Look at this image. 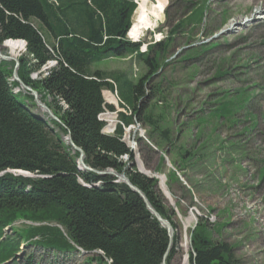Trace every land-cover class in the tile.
<instances>
[{
	"label": "trees",
	"instance_id": "obj_1",
	"mask_svg": "<svg viewBox=\"0 0 264 264\" xmlns=\"http://www.w3.org/2000/svg\"><path fill=\"white\" fill-rule=\"evenodd\" d=\"M135 8L131 0H0V45L25 42L19 77L62 122L42 113L31 93L13 81L16 64L0 63V264H32L31 254L24 263L19 258L21 247L29 245L96 254L92 260L102 264H173L178 237L165 258L168 232L143 199L112 175L81 171L80 154L66 141L71 136L93 171L126 174L176 227L157 180L137 171L135 155L123 141L124 128L145 118L143 101L158 71L156 56L127 39ZM156 47L159 53L167 49ZM128 58L147 70L136 84L124 72L97 68ZM50 63L54 66L45 78L33 82L30 75ZM104 91L117 93L127 110L119 113L120 124L110 136L103 133L100 115L115 109L106 104ZM125 156L130 168L122 161ZM19 221L32 225L15 227ZM192 238L190 264H238L229 245L202 232Z\"/></svg>",
	"mask_w": 264,
	"mask_h": 264
},
{
	"label": "rangeland",
	"instance_id": "obj_2",
	"mask_svg": "<svg viewBox=\"0 0 264 264\" xmlns=\"http://www.w3.org/2000/svg\"><path fill=\"white\" fill-rule=\"evenodd\" d=\"M131 1L137 5L133 27L144 0ZM148 1L162 2L160 22L132 43H142L143 53L156 56L158 71L143 101L145 118L124 128L123 141L135 155L137 171L157 180L174 215L176 227L169 222L178 237L173 264H190L196 232L229 245L238 264H264L263 0ZM257 18L262 19L248 24ZM157 44L167 47L165 52L159 53ZM18 53L20 69L25 49ZM3 55L11 57L6 50ZM50 68L32 73L33 82L43 80ZM97 68L124 72L133 84L147 73L142 62L130 59H112ZM104 93L115 109L100 115L103 133L110 136L120 124L119 113L127 110L117 93ZM48 101L53 100L48 96ZM60 107L67 110L63 103ZM122 161L130 168L128 156ZM190 217L196 219L188 223ZM25 225L32 223L14 224ZM26 247H21V263L31 254L32 264H102L92 260L96 254Z\"/></svg>",
	"mask_w": 264,
	"mask_h": 264
},
{
	"label": "water",
	"instance_id": "obj_3",
	"mask_svg": "<svg viewBox=\"0 0 264 264\" xmlns=\"http://www.w3.org/2000/svg\"><path fill=\"white\" fill-rule=\"evenodd\" d=\"M5 44L3 45H0V59H2L3 61H7V62H15L16 63V67H15V70H14V75H13V81L14 82H17L19 83L20 85V88L24 91H27V92H30L31 95L34 97L35 99V102H36V105L38 106V108L40 109V111L42 113H46L49 115V117L58 122L59 124H61L62 122L60 121V119L54 115V113L52 112V110L45 104L41 101V97L40 95L34 91L32 88L26 86L22 80L20 79L19 77V74H18V70H19V66H20V63L16 60V58L14 57H6L3 55V51L5 50ZM26 46V45H25ZM66 141H68V144L71 145L73 147V149L78 152L80 154V158H79V161H78V164H79V169L81 171H92V172H95L99 175H112L114 177H116L118 179L119 182H122L124 184H126L127 186L130 187V189L137 193L142 199L143 201L145 202L148 210L152 213V215L160 222V224L167 230L168 232V235H169V238H170V245H169V248H168V251H167V254L165 256V258H167L171 248H172V240H173V237H174V231H173V228L171 226V224L164 220L154 209L153 207L150 205V203L148 202L146 196L136 187H134L130 181L125 177V176H122V175H119L113 171H110V172H99V171H93L92 169H90L86 164H85V154L84 152L77 148L74 143H73V140L71 138V136H68L66 138ZM13 172V171H12ZM15 173V172H14ZM141 174L143 175H147V177H150L151 179H154V177H152L150 174H147V173H143V172H140ZM18 175L20 176H24V177H32L29 173H26V172H22V171H18L17 172ZM99 254H102V253H99ZM164 264H166V262H164Z\"/></svg>",
	"mask_w": 264,
	"mask_h": 264
},
{
	"label": "bare ground",
	"instance_id": "obj_4",
	"mask_svg": "<svg viewBox=\"0 0 264 264\" xmlns=\"http://www.w3.org/2000/svg\"><path fill=\"white\" fill-rule=\"evenodd\" d=\"M162 10H163L162 2H160L157 5L156 3L152 4L148 0H144L142 2V4H140V6L137 10L136 22L134 23V25L130 31V35H129L130 38L137 41L143 36V34L146 30H152V29L158 27V24L160 22V18L162 15V12H161ZM261 11H264V0L262 3ZM260 19H262V18H257L253 21H248V24H256L257 21H259ZM237 26H238V24H236L233 29L236 30ZM4 46H5V50L10 53L11 57H16L19 54L18 52H21L22 50L25 49V42L24 41L10 40V41L6 42ZM104 95L106 96V98L109 101L113 102V98H112V95L110 93L106 92V93H104ZM134 141H135V139H134ZM140 168L142 171L147 172L146 169L142 165ZM162 181L164 182V178H162ZM194 219H196V218L190 217L187 221H188V223H190ZM184 261L186 263L187 258H185Z\"/></svg>",
	"mask_w": 264,
	"mask_h": 264
},
{
	"label": "built area",
	"instance_id": "obj_5",
	"mask_svg": "<svg viewBox=\"0 0 264 264\" xmlns=\"http://www.w3.org/2000/svg\"><path fill=\"white\" fill-rule=\"evenodd\" d=\"M106 131H107V129H106ZM115 130L114 129H112V127H110V133H113Z\"/></svg>",
	"mask_w": 264,
	"mask_h": 264
}]
</instances>
